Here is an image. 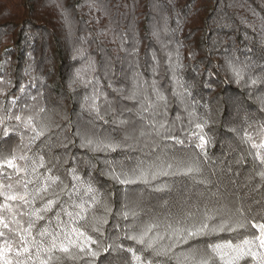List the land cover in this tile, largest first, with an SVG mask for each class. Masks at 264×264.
I'll use <instances>...</instances> for the list:
<instances>
[{
  "label": "trees",
  "instance_id": "16d2710c",
  "mask_svg": "<svg viewBox=\"0 0 264 264\" xmlns=\"http://www.w3.org/2000/svg\"><path fill=\"white\" fill-rule=\"evenodd\" d=\"M237 60L253 66L251 76H264L260 71L264 66V0H0V106L6 110L8 101L19 97L13 112L20 114L25 103L34 105L32 114L48 119L54 133L50 142L38 143L34 150L42 148L52 164L59 158L55 174L67 181L66 169L76 167L85 180L94 181L102 203L117 213L124 210L126 194L129 200L142 196L144 222L153 214L177 211L189 196L193 200L202 194L211 196L217 188L232 197L230 204L239 206L242 200L245 210L251 207L258 222L264 217V185L255 175L264 165L248 154L250 144L243 142L245 131L256 142L264 140V129L259 127L264 124V84L237 83L228 67L229 61ZM77 70L85 82H73ZM154 82L166 103L156 100ZM137 83V98L130 99ZM232 93L247 103L225 113L223 100ZM94 96L101 109L99 117L90 109ZM145 96L156 107L144 116L171 126L183 145L155 137L150 143L129 139L114 152L93 153L79 146L76 132L92 127L117 140L126 133L139 136L146 120L140 119L137 110ZM40 108L46 111L39 113ZM120 119L129 125L119 126ZM197 120L207 122L204 131L212 141L206 147L207 160L198 155L199 141L191 138ZM15 124L14 119L7 122L8 127ZM27 143L25 136L23 144ZM47 143L53 145L50 153ZM7 145H21L20 136L13 134ZM165 150L169 155H197L203 176L212 184L194 185L190 178L176 177L171 193H161L143 183L121 185L107 175L111 164L130 167L141 159H155ZM161 180L171 183L170 178ZM96 214L104 215V208L98 206ZM109 219L106 227L112 238H122L120 229L131 218L125 221L116 215ZM253 233L255 229L249 228L239 239ZM222 238L233 237L224 233L191 243L203 246ZM100 240L105 246L110 243L103 237ZM122 243L125 249L139 247L126 239ZM186 250L178 244L174 255L153 259L155 264H180V254ZM131 261L130 252L112 251L104 264ZM241 264L255 262L246 258Z\"/></svg>",
  "mask_w": 264,
  "mask_h": 264
},
{
  "label": "snow or ice",
  "instance_id": "6c2138e0",
  "mask_svg": "<svg viewBox=\"0 0 264 264\" xmlns=\"http://www.w3.org/2000/svg\"><path fill=\"white\" fill-rule=\"evenodd\" d=\"M228 67L237 83L250 82L253 86L264 84V76L255 78L250 75L253 66L247 62L229 61ZM260 71L264 73V66H261ZM76 81L85 82L80 70H77L73 82ZM177 83L179 87H184L182 83ZM139 88L137 83L130 99L137 98ZM153 93L157 101L166 103L156 89L155 82ZM237 96L238 93L225 95V113L230 107L247 103L244 99H236ZM97 98H91L90 109L99 117L101 109L96 103ZM88 100L85 97V101ZM144 100L145 103H141L137 110L140 119L146 120L139 129V136L126 133L122 140H117L114 135H105L92 127L76 132L79 146L93 153L114 152L129 139L137 143L141 140L150 143L155 137L183 145L184 140L173 134L171 126L144 116V113H151L156 107V103L148 96ZM19 102L20 98L15 97L8 101L6 110L0 106V264H67L68 260H78L79 264H104L112 251L130 252L131 264H155L153 257L169 253L174 255L173 250L178 244L187 247L180 254V264H241L246 258H251L255 264H264V217L258 222L251 207L245 210L242 200L239 206L230 204L228 201L232 197L220 193L217 188L211 196L202 194L195 200L189 196L177 206V211H167L163 216L153 214L148 222H144L142 196L129 200L126 194L124 210L117 213L107 202L102 203V194L94 181L91 178L85 180L76 167L66 169L67 181L55 174L59 158L55 157L56 164H52L46 159L42 148L34 150L38 143L44 145L51 141L54 134L51 123L46 118L38 119V114L33 115L35 106L27 103L20 114L14 113L13 109L18 107ZM261 102L264 103V97ZM25 110L27 115L24 114ZM45 111L44 108L39 109V113ZM13 119L16 121L15 126L8 127L7 122ZM129 123L124 119L118 121L121 127ZM206 123L197 120L196 131L191 132V138L199 141L196 144L200 150L198 155H203L205 160L206 147L212 142L204 131ZM259 127L264 129V124ZM133 130L135 132L134 126ZM13 134L20 136L21 145L9 148L7 141ZM182 134L188 135L183 130ZM25 136L28 137L26 145L23 144ZM243 142L250 144L248 154L259 165H264V140L256 142L245 131ZM47 147L50 153L53 145L47 143ZM243 159L241 157V161ZM107 175L118 184L128 186L143 183L153 192L161 193H171L176 177L190 178L194 185L212 184L210 178L203 176V165L197 155H169L167 150L155 159H141L130 167L121 164L117 168L111 164ZM255 175L264 185V167L259 168ZM161 177L170 178L171 183L161 180ZM249 179L251 181L253 178ZM205 191L210 189L206 188ZM98 206L104 208V215L96 214ZM116 215L125 221L131 218V223L125 224L123 229L117 224L116 227L124 232V236L113 239L106 226L110 224L109 217ZM249 228L255 229V233L239 239ZM224 233L233 238L212 239L203 246H193L191 243L198 238H215ZM100 237L110 243L105 246ZM124 239L139 247L125 249L122 243ZM165 240L170 243L164 244ZM138 251L140 254H137Z\"/></svg>",
  "mask_w": 264,
  "mask_h": 264
}]
</instances>
